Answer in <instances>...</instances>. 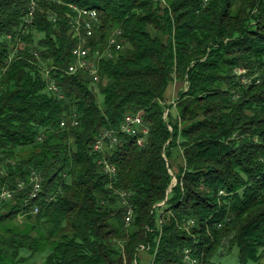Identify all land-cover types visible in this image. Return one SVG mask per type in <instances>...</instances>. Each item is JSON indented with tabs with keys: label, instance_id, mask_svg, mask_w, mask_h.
<instances>
[{
	"label": "trees",
	"instance_id": "1",
	"mask_svg": "<svg viewBox=\"0 0 264 264\" xmlns=\"http://www.w3.org/2000/svg\"><path fill=\"white\" fill-rule=\"evenodd\" d=\"M37 2L29 23V0H0V189L26 183L1 203L0 264L42 250V264H191L187 250L210 264L225 247L264 264V0ZM74 6L99 11L93 52L122 29L119 57L100 63L102 105L87 71L67 72ZM136 113L144 145L121 130Z\"/></svg>",
	"mask_w": 264,
	"mask_h": 264
},
{
	"label": "built area",
	"instance_id": "2",
	"mask_svg": "<svg viewBox=\"0 0 264 264\" xmlns=\"http://www.w3.org/2000/svg\"><path fill=\"white\" fill-rule=\"evenodd\" d=\"M38 2L37 0H29V12L27 16V21L31 23L37 11ZM76 11L75 16H73L71 23V33L76 39V44L73 47V61L69 64L67 72L68 73H76L78 71H87L91 76L93 82H98L100 80V63L104 59H116L119 57L122 49H124V38L122 34V29L117 28L115 35L113 36V45L107 48H98V44H95V52L92 51V42L94 38H96L97 29L100 25V16L97 13H92L90 11H84V8H78L77 6L73 7ZM99 41V40H98ZM247 69L239 67L237 68V72L240 74L246 73ZM45 77L50 82V89L57 91L58 86L56 84V80L51 77L50 71L47 70L45 72ZM0 94H1V77H0ZM168 111L166 112V114ZM73 125H77L78 121L73 120ZM66 125V121L62 122V126ZM121 130L127 134L132 131H140L141 138L142 132H148V128L146 127L143 118L139 114H128L125 122L123 123ZM109 136H115V134L108 130L104 133L103 138H100L96 144V148L101 149L104 146V138ZM114 141H117V137L114 138ZM143 142V140H142ZM107 170L112 173V165L106 162ZM1 171V164H0ZM3 172V170H2ZM171 174H173V170L170 169ZM31 176V175H30ZM32 182L33 188L30 190L29 195L35 193L42 186L43 178L40 174L33 172L32 173ZM174 183H176V178L174 177ZM26 188L25 182H20L17 188H2L0 189V212H1V203L3 201H9L16 196L18 191H24ZM128 195L124 193L122 196L125 197ZM29 196L25 199V202H28ZM126 202V201H125ZM128 202V201H127ZM160 203V205H163ZM133 211L131 207L126 211V222L129 223V213ZM34 214L39 212V207L32 211ZM185 258L191 264H198L196 259L190 254V250L186 251Z\"/></svg>",
	"mask_w": 264,
	"mask_h": 264
},
{
	"label": "rangeland",
	"instance_id": "3",
	"mask_svg": "<svg viewBox=\"0 0 264 264\" xmlns=\"http://www.w3.org/2000/svg\"><path fill=\"white\" fill-rule=\"evenodd\" d=\"M241 75H242V80L244 82L249 80V78L247 77L248 76V70L246 71V73L241 74ZM178 85H179L178 88L183 86V84H180V83ZM92 86L95 89H97L98 101H99V104L102 105L104 102V99H105L104 93L97 88L96 82H92ZM172 89H174V87H172V85H170V87L167 90V99L169 98L168 101L173 100L176 96L175 94L172 95ZM173 112L176 114L175 109H173ZM178 160H179V162L183 163L184 158L182 156H180L178 158ZM175 168H176V166H174L173 169L175 170ZM178 168H179V166H177V169ZM14 221H15V224H17L19 226V228H21V229H25L28 226L27 223L24 222V218L17 217V218H15ZM25 254L29 255V258L27 259L26 262H24L22 264H42L48 253L42 250V251L37 252L35 254H31L30 252H25ZM210 264H240L239 248L235 247L231 252L228 251L227 247L223 248L221 250V253L214 255V257L212 258V262Z\"/></svg>",
	"mask_w": 264,
	"mask_h": 264
},
{
	"label": "bare ground",
	"instance_id": "4",
	"mask_svg": "<svg viewBox=\"0 0 264 264\" xmlns=\"http://www.w3.org/2000/svg\"><path fill=\"white\" fill-rule=\"evenodd\" d=\"M84 11H90V12H92V13H97V14H99V11L97 10V9H95V8H84ZM117 29V28H116ZM115 32H116V30L114 29L112 32H111V34H109L108 35V37H107V40H106V42L102 45V47L101 48H107V47H111L112 45H113V36L115 35ZM11 62V61H10ZM137 114V113H136ZM140 115V114H139ZM125 121V120H124ZM148 132H142V138H141V132L140 131H132V132H129V135L131 136H136L137 137V140H138V142H139V144H141V145H144L145 144V141H146V134H147ZM128 135V134H127ZM120 139V138H119ZM142 140H143V142H142ZM106 160H107V158H106ZM110 162V161H109ZM116 169H115V167L112 165V173L115 175V173H116ZM117 175H115V177H116ZM116 180V179H115ZM42 187L43 186H41L40 188H39V190L37 191V192H35V193H32V194H30L29 195V198H28V202H26V205H28L29 203H31L30 205H32V202H30V201H32V199L31 198H33V199H35V198H37L38 199V197L40 196L41 197V194H39V193H42L41 191H42ZM41 190V191H40ZM39 197V198H40ZM31 199V200H30ZM33 202H34V200H33ZM160 205V204H159ZM33 206V205H32ZM27 207H29V206H27ZM26 207V208H27ZM38 206H36V204H35V208L34 209H36ZM32 207H30V209H31ZM33 209V210H34ZM26 210H28V209H26ZM133 217V211H130V213H129V222H132L131 220L133 219L132 218ZM196 223V222H195Z\"/></svg>",
	"mask_w": 264,
	"mask_h": 264
},
{
	"label": "crops",
	"instance_id": "5",
	"mask_svg": "<svg viewBox=\"0 0 264 264\" xmlns=\"http://www.w3.org/2000/svg\"><path fill=\"white\" fill-rule=\"evenodd\" d=\"M178 83L176 82L172 87H174V89H172V95H177V92L179 91V89L181 88H178ZM181 86V85H180ZM104 147L106 148L107 145L105 144ZM141 258H142V263L143 264H148V262L150 261V256L147 254V253H142L141 254Z\"/></svg>",
	"mask_w": 264,
	"mask_h": 264
}]
</instances>
